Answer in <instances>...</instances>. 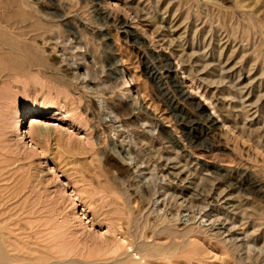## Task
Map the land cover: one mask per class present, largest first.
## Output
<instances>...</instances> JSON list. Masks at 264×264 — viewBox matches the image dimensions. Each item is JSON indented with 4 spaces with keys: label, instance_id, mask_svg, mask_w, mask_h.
Wrapping results in <instances>:
<instances>
[{
    "label": "rangeland",
    "instance_id": "obj_1",
    "mask_svg": "<svg viewBox=\"0 0 264 264\" xmlns=\"http://www.w3.org/2000/svg\"><path fill=\"white\" fill-rule=\"evenodd\" d=\"M0 4L10 264L44 224L57 260L264 264V0Z\"/></svg>",
    "mask_w": 264,
    "mask_h": 264
},
{
    "label": "bare ground",
    "instance_id": "obj_2",
    "mask_svg": "<svg viewBox=\"0 0 264 264\" xmlns=\"http://www.w3.org/2000/svg\"><path fill=\"white\" fill-rule=\"evenodd\" d=\"M1 5V4H0ZM15 5V4H14ZM12 7V6H11ZM31 8V7H30ZM4 12H6V11H4ZM8 12V11H7ZM0 13H1V11H0ZM3 14V13H2ZM16 14V13H15ZM29 13H27V15H28ZM8 17H10V16H8ZM31 17V16H30ZM17 19V18H16ZM30 19V18H29ZM33 19V18H32ZM0 21H1V19H0ZM17 21V20H16ZM28 22V21H27ZM27 22H25V24L27 25V24H29V23H27ZM40 23H41V21H40ZM9 24H11V23H9ZM14 25H17V24H14ZM21 25H22V23H21ZM24 25V24H23ZM1 26V25H0ZM7 26V25H6ZM11 26V25H10ZM18 26H20V25H18ZM17 26V27H18ZM3 27H5V26H3ZM15 27V26H14ZM16 27V28H17ZM21 27V26H20ZM24 27V26H23ZM26 27V26H25ZM37 27V26H36ZM2 28V27H1ZM7 28V27H6ZM35 28V27H34ZM15 30V29H14ZM30 30V29H29ZM7 31V30H6ZM6 31H3V29H2V31L0 30V46H5V47H8V46H11V45H14V43L15 42H18L19 40H21V39H19L18 41L16 40V37H15V39H13L11 36H9V34L6 32ZM39 31V30H38ZM21 32V31H20ZM24 32V31H23ZM27 32V31H26ZM29 32V31H28ZM10 33H12V32H10ZM33 33V32H32ZM14 34V33H13ZM16 34V33H15ZM21 34H23V33H21ZM36 34H39V33H36ZM30 35V34H29ZM34 35V34H33ZM27 37V36H26ZM22 38V37H21ZM31 38V37H30ZM29 38V39H30ZM26 39V38H25ZM36 41V40H35ZM20 42V41H19ZM28 43H29V40H28ZM27 43V44H28ZM19 45H20V43H19ZM25 45V44H24ZM17 47V46H16ZM30 47V46H29ZM28 47V48H29ZM19 48H21V47H19ZM25 48H26V46H25ZM6 49H8V48H6ZM11 49V48H10ZM27 49V48H26ZM4 50V49H3ZM9 50V49H8ZM12 50V49H11ZM21 50V49H20ZM7 51V50H6ZM19 50H17V52H18ZM31 51V50H30ZM16 52V54H18ZM47 52V51H46ZM22 53V52H21ZM23 53H24V50H23ZM12 54H14V53H12ZM31 54V53H30ZM38 55V54H37ZM10 56H11V53H8V52H2L1 50H0V60H6V59H9L10 58ZM27 60V59H26ZM39 60V59H38ZM7 61V60H6ZM40 62H41V60H40ZM5 63V62H4ZM4 63H1L0 62V71L1 72H3V71H6V70H9L8 68H6V66H5V64ZM13 63V62H12ZM20 64V63H19ZM21 65V64H20ZM12 66V65H11ZM0 72V73H1ZM7 73V72H6ZM12 74V73H11ZM66 74V73H65ZM7 76L9 75V74H6ZM180 90V89H179ZM181 91V90H180ZM183 93H185L186 94V96H190V94L187 92V91H185V92H183ZM192 94V93H191ZM184 95V94H183ZM193 95V94H192ZM37 112V111H36ZM42 113V112H41ZM44 113V112H43ZM35 115H39L38 113H35ZM70 120V119H69ZM67 123H68V125L70 126H72L73 124H72V122H69V121H67ZM41 126H43V125H32V128H31V131H30V134L31 135H34L35 133L37 134H42V133H45V131L47 130L46 128H44V126L43 127H41ZM25 132H27V133H29L28 131H25ZM34 136H36V135H34ZM7 178V177H6ZM13 194H14V192H13ZM6 195H8V194H6ZM11 198V200L13 201V200H16V199H18L19 197H18V195H16V196H14V195H11L10 196ZM0 198H2L1 196H0ZM4 198V197H3ZM6 198V197H5ZM8 198V197H7ZM9 199V198H8ZM7 200V199H6ZM2 201V200H1ZM0 201V202H1ZM14 203V202H13ZM12 203V204H13ZM5 204V203H4ZM2 210V209H1ZM2 213V212H1ZM7 215V214H6ZM5 215V216H6ZM12 216V215H11ZM1 217V216H0ZM3 218V217H2ZM41 225V224H40ZM50 226V225H49ZM52 226V225H51ZM46 228H45V224H44V226H43V228H41V226L39 227V229L38 230H36V233H35V237L36 238H38V240H36L35 242H28V243H26V245L24 246V250L25 249H28V251L27 250H25V251H27L26 252V256L24 257V256H22L23 258H18L19 256H21L20 254L16 257V258H14V263H11V264H138L139 262L137 261H134V260H132L127 254H121L120 256H118V257H115V258H111V259H107L106 258V255H102V254H99L98 255V253H97V255H95V253L94 254H90V255H87V258L85 257V256H82L81 255V259H76V258H70L67 254V256H65V257H63L62 258V256H61V259L60 260H57L56 258H55V255L57 254V251H56V242L57 241H55V239H53V234H51V233H49V232H47L46 230H45ZM53 229H55V228H53ZM14 230V229H13ZM52 230V229H51ZM208 233V232H207ZM9 234V233H8ZM12 234V233H11ZM45 234L47 235L46 236V238H44V236H45ZM13 237V236H12ZM8 239L10 238L11 239V237H7ZM14 238V237H13ZM13 238H12V240H13ZM22 238V237H21ZM43 238V239H42ZM15 239V238H14ZM1 240H2V238H1ZM16 240V239H15ZM14 240V241H15ZM5 242H6V240H4ZM18 242H19V240H17ZM17 242V243H18ZM139 243V242H138ZM16 244V243H15ZM19 244V243H18ZM21 244V243H20ZM132 244V243H131ZM24 245V244H23ZM7 246H9V244L8 245H6V247ZM11 247L13 246V245H10ZM20 246V245H19ZM132 246V248L134 249V251H140L139 250V248L137 247V245L136 244H132L131 245ZM142 246V245H141ZM231 246V245H230ZM10 247V248H11ZM144 247V246H143ZM238 247V246H237ZM3 248H5L4 246H2V244H1V241H0V264H10V262L8 261V259H7V255H6V251H3L4 249ZM142 248V247H141ZM155 248V247H154ZM13 250H15V247H13L12 248ZM19 249V248H18ZM21 249V248H20ZM23 249V248H22ZM12 250V251H13ZM155 250H156V248H155ZM158 250H160V249H158ZM8 251V250H7ZM20 251H23V250H20ZM143 251H146V249H144ZM148 251V250H147ZM152 251H154V249L152 250ZM68 252V251H67ZM158 252V251H157ZM160 252H161V250H160ZM159 252V253H160ZM21 253H23V252H21ZM62 253V252H61ZM73 253V252H72ZM162 253V252H161ZM76 254V253H75ZM75 254H73V255H75ZM158 254V253H157ZM159 255V254H158ZM13 256H14V254H13ZM16 256V255H15ZM14 256V257H15ZM157 256V255H156ZM58 257V259H59V256H57ZM152 258V257H151ZM156 259V258H155ZM10 260V259H9ZM12 262V261H11Z\"/></svg>",
    "mask_w": 264,
    "mask_h": 264
}]
</instances>
